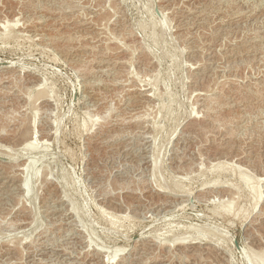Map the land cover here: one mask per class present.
<instances>
[{"label":"rangeland","instance_id":"rangeland-1","mask_svg":"<svg viewBox=\"0 0 264 264\" xmlns=\"http://www.w3.org/2000/svg\"><path fill=\"white\" fill-rule=\"evenodd\" d=\"M58 1L0 0V264H263L264 0Z\"/></svg>","mask_w":264,"mask_h":264},{"label":"bare ground","instance_id":"bare-ground-1","mask_svg":"<svg viewBox=\"0 0 264 264\" xmlns=\"http://www.w3.org/2000/svg\"><path fill=\"white\" fill-rule=\"evenodd\" d=\"M65 1V0H64ZM107 1V0H106ZM221 1H223V0H221ZM232 1V0H231ZM39 2V1H38ZM46 2V1H45ZM57 2H59L58 0H57ZM102 2V1H101ZM113 3L112 4H114V0L112 1ZM199 2V1H198ZM217 2H220V0H217ZM223 2H225V1H223ZM226 2H228V1H226ZM55 3V2H54ZM59 3H61V2H59ZM63 3V2H62ZM111 3V2H110ZM117 2H115V4H116ZM230 3V2H229ZM33 4V3H32ZM53 4V3H52ZM75 4V3H74ZM111 4V5H112ZM221 4V3H220ZM59 5V4H58ZM62 5V4H61ZM71 5V4H70ZM69 5V7H71ZM83 5V4H82ZM118 5V4H117ZM196 5V4H195ZM208 5V4H207ZM216 5H218V4H216ZM222 5V4H221ZM230 5V4H229ZM229 5H227V6H229ZM30 6V5H29ZM33 6V5H32ZM46 6V5H45ZM63 6V5H62ZM61 6V7H62ZM73 6V5H72ZM88 6V5H87ZM101 6V5H100ZM191 6V5H190ZM203 7H204V5H202ZM231 6V5H230ZM36 7V6H35ZM44 7V6H43ZM54 7V6H53ZM60 7V8H61ZM63 7H65V6H63ZM68 7V6H67ZM66 7V8H67ZM74 7V6H73ZM73 7H72V9H73ZM113 7H115V5H113ZM224 7V6H223ZM232 7V6H231ZM42 8V7H41ZM46 8H48V7H46ZM51 8V7H50ZM77 8V7H76ZM79 8V7H78ZM98 8H99V5H98ZM116 8V7H115ZM174 8V7H173ZM221 8V7H220ZM27 9V8H26ZM36 9V8H35ZM57 9H59V7L57 8ZM62 9H64V8H62ZM71 9V8H70ZM75 9V8H74ZM117 9V8H116ZM189 9V8H188ZM43 10V9H42ZM53 10V9H52ZM61 10V9H60ZM59 10V11H60ZM191 10V9H190ZM212 10V9H211ZM217 10H219L218 8H217ZM223 10V9H222ZM228 10H229V8H228ZM233 10L234 9H231V12H233ZM235 10H237V9H235ZM45 11V10H44ZM81 11V10H80ZM86 11V10H85ZM177 11V10H176ZM203 11V10H202ZM55 12V11H54ZM61 12H62V10H61ZM65 12V11H64ZM75 12V11H74ZM103 12V11H102ZM201 12V11H200ZM206 12V11H205ZM43 13V12H42ZM55 14V13H54ZM66 14V13H65ZM197 14V13H196ZM228 14V13H227ZM242 14V13H241ZM63 15V14H62ZM89 15V14H88ZM189 15V14H188ZM235 15V14H234ZM51 16V15H50ZM65 16V15H64ZM74 16V15H73ZM63 17V16H62ZM30 18V17H29ZM60 18V17H59ZM72 18V17H71ZM16 19V18H15ZM62 19V18H61ZM65 19H66V17H65ZM82 19V18H81ZM90 19V18H89ZM102 19V18H101ZM122 19V18H121ZM40 20V19H39ZM76 20H78V22H79V19H76ZM83 20V19H82ZM125 20V19H124ZM16 21V20H15ZM81 21V20H80ZM88 21H90V20H88ZM109 21V20H108ZM11 22V21H10ZM27 22V21H26ZM122 22V21H121ZM124 22V21H123ZM161 22H162V20H161ZM161 22H159V23H161ZM18 23V22H17ZM16 22H15V24H17ZM82 23V22H81ZM84 23V22H83ZM87 23V22H86ZM93 23V22H92ZM95 23H97L96 21H95ZM11 25L13 24L12 22L10 23ZM9 24V21H3V23L1 24L0 23V27L1 28H3V29H5V31H7L8 30V28H10V25ZM21 24V23H20ZM99 24V23H98ZM103 24V23H102ZM120 25V24H119ZM13 26H14V24H13ZM17 26V25H16ZM99 26H100V24H99ZM122 26H123V24H122ZM121 26V27H122ZM262 26V25H261ZM73 27V26H72ZM89 27H92V26H88V28ZM105 27V26H104ZM119 27V26H118ZM120 27V28H121ZM71 28V27H70ZM75 28V27H74ZM78 28V27H77ZM95 28V27H94ZM97 28V27H96ZM124 28V27H123ZM123 28H121L120 29V31H119V36H120V32H122L121 30L123 29ZM16 29V28H15ZM91 29V28H90ZM90 29H88V30H90ZM111 29V28H110ZM110 29H109V31H110ZM11 30V29H10ZM31 30V29H30ZM72 30V29H71ZM102 30H104L103 28H102ZM101 30V31H102ZM114 31L116 30V28H114L113 29ZM25 31V30H24ZM87 31V30H86ZM14 31H12V33H13ZM74 32H75V30H74ZM91 32V31H90ZM9 34V35H12V33L11 32H9V30L6 32V34ZM11 33V34H10ZM65 33V32H64ZM73 33V32H72ZM101 33V32H100ZM108 33V32H107ZM3 34H4V32H3ZM7 34V35H8ZM66 34H67V32H66ZM78 34V33H77ZM114 34V33H113ZM5 35V34H4ZM6 35V36H7ZM34 35V34H33ZM61 35V34H60ZM87 35H89V34H87ZM93 35V34H92ZM105 35V34H104ZM116 35H117V33H116ZM264 35V34H263ZM64 36V35H63ZM68 36H70V32H69V35ZM115 36V35H114ZM118 36V35H117ZM252 36V35H251ZM255 36V35H254ZM5 37V36H4ZM11 37V36H10ZM60 37V36H59ZM62 37V36H61ZM65 37H66V35H65ZM71 37H73V36H71ZM75 37V36H74ZM81 37V36H80ZM79 37V38H80ZM87 37V36H86ZM96 37H97V35H96ZM95 37V38H96ZM36 38V37H35ZM69 38V37H68ZM67 38V39H68ZM77 38V37H76ZM90 38V37H89ZM88 38V39H89ZM109 38V37H108ZM112 38V37H111ZM118 39L120 38V37H117ZM116 38V39H117ZM234 38V37H233ZM61 39V38H60ZM69 39H71V38H69ZM81 39V38H80ZM79 39V40H80ZM106 39V38H105ZM62 40V39H61ZM115 40V39H114ZM120 40V39H119ZM124 40V39H123ZM245 40V39H244ZM252 40H255V39H252ZM262 40H263V38H262ZM47 41V40H46ZM68 41V40H67ZM82 41V40H81ZM66 42V41H65ZM74 42V41H73ZM94 42V41H93ZM109 42V41H108ZM250 42V41H249ZM53 43V42H52ZM55 43V42H54ZM82 43V42H81ZM88 43V42H87ZM106 43V42H105ZM117 43V42H116ZM202 43V42H201ZM223 43V42H222ZM253 43V42H252ZM66 44V43H65ZM95 44H96V42H95ZM129 44H131V43H129ZM135 44H136V42H135ZM255 44V43H254ZM93 45V44H92ZM97 45V44H96ZM105 45V44H104ZM111 45V44H110ZM123 45V44H122ZM216 45V44H215ZM252 45V44H251ZM71 46V45H70ZM87 46V45H86ZM240 46H242L241 44H236V43H234V45H232L231 46V48L236 52H238V50L240 49ZM66 47V46H65ZM68 47H69V45H68ZM75 47V46H74ZM83 47V46H82ZM92 47V46H91ZM116 47V46H115ZM122 47V46H121ZM200 47V46H199ZM79 48V47H78ZM94 48V47H93ZM100 48V47H99ZM114 48V47H113ZM132 48V47H131ZM201 48V47H200ZM230 48V49H231ZM245 48V47H244ZM257 48V47H256ZM70 49V48H69ZM68 50V49H67ZM96 50V49H95ZM95 50H93V51H95ZM214 50V49H213ZM240 50H242V49H240ZM247 50V49H246ZM246 50H244V51H246ZM104 51H106V49H104ZM126 51H128V50H126ZM249 51V50H248ZM101 52V51H100ZM113 52V51H112ZM230 52V51H229ZM107 53H108V51H107ZM120 53V52H119ZM215 53V52H214ZM223 53V52H222ZM231 53V52H230ZM86 54V53H85ZM92 54V53H91ZM103 55H104V53H102ZM115 54V53H114ZM144 54V53H143ZM240 54V53H239ZM238 54V55H239ZM94 55H96V54H94ZM98 55V54H97ZM100 55V54H99ZM119 55V54H118ZM91 56V55H90ZM115 56H116V54H115ZM114 56V57H115ZM100 59L102 58V56L101 57H99ZM139 58V57H138ZM91 59V58H90ZM99 59V60H100ZM114 59V58H113ZM119 59V58H118ZM117 59V60H118ZM125 59V58H124ZM123 59V60H124ZM147 59V58H146ZM97 60V59H96ZM115 60V59H114ZM120 61H121V58L119 59ZM118 60V61H119ZM95 61V60H94ZM93 61V62H94ZM103 61H105V62H109V63H111V61L112 60H107L106 58H103L100 62H103ZM116 61V60H115ZM119 61V62H120ZM204 61V60H203ZM87 62H89L88 60H87ZM86 62V63H87ZM92 62V61H91ZM113 62V61H112ZM124 62V61H123ZM122 62V63H123ZM218 62V61H217ZM10 63H13V62H10ZM96 63V62H95ZM104 63V62H103ZM116 63V62H115ZM115 63L113 64L114 66H115ZM118 63V62H117ZM130 63V62H129ZM145 64V63H144ZM81 65V64H80ZM108 65V64H107ZM212 65V64H211ZM110 67H108L107 66V69L108 68H113V66H111V65H109ZM8 67H12V65L11 66H7V68ZM92 68V67H91ZM102 68V67H101ZM211 68V67H210ZM215 69V68H214ZM89 70V69H88ZM105 70V69H104ZM113 70V69H112ZM115 70V69H114ZM116 71H118V70H116ZM129 71V70H128ZM133 71V70H132ZM89 72V71H88ZM120 72V71H119ZM214 72V71H213ZM90 73V72H89ZM136 73V72H135ZM14 74V73H13ZM129 75H131V74H129ZM31 76H33V75H31ZM122 76V75H121ZM140 76V75H139ZM115 77V76H114ZM117 77V76H116ZM35 78V77H34ZM33 79V78H32ZM100 79V78H99ZM120 79V78H119ZM122 79V78H121ZM31 80V79H30ZM98 80V79H97ZM114 80H118L117 78L116 79H114ZM113 80V82H115ZM123 80V79H122ZM138 80V79H137ZM35 81V80H34ZM96 82V81H95ZM130 82V81H129ZM155 82V81H154ZM154 82H152V83H154ZM262 82H264V81H262ZM88 83V82H87ZM91 83V82H90ZM116 83V82H115ZM42 84H43V81H42ZM40 82H38V83H36V85L38 86V87H40V88H38L39 90H38V92L36 93V97H37V99H39V101H40V98H44V97H46L47 95H46V91H45V88H43V85H42ZM94 84V83H93ZM117 84V83H116ZM105 85V84H104ZM221 85V84H220ZM261 85V84H260ZM264 85V84H263ZM45 86V85H44ZM92 86V85H91ZM258 87V86H257ZM96 88V87H95ZM222 88V87H221ZM220 88V89H221ZM246 88H247V86H246ZM249 88V87H248ZM8 89V88H7ZM19 89V88H18ZM27 89V88H26ZM30 89V88H29ZM32 89V88H31ZM205 89V88H204ZM216 89V88H215ZM219 89V90H220ZM262 89V88H261ZM3 90H4V88H3ZM129 90V89H128ZM194 90V89H193ZM199 90V89H198ZM212 90H214V89H212ZM250 90H252V88L250 89ZM255 90V89H254ZM7 91V90H6ZM17 91V90H16ZM98 91V90H97ZM204 91V90H203ZM202 91V92H203ZM233 91H234V89H233ZM243 91V90H242ZM248 91V90H247ZM255 91H257V89L255 90ZM19 92V91H18ZM17 92V93H18ZM24 92H27V91H24ZM29 92V91H28ZM152 92V91H151ZM209 92V91H208ZM207 92V93H208ZM261 92V91H260ZM263 92V91H262ZM23 93V92H22ZM253 93H255V92H253ZM259 93V92H258ZM9 94V93H8ZM15 94V93H14ZM19 94V93H18ZM27 94V93H26ZM143 94V93H142ZM202 94V93H201ZM206 94V93H205ZM220 94V93H219ZM232 94V93H231ZM251 94H252V92H251ZM49 95H51L50 93H49ZM92 95V94H91ZM147 96H149V93L148 94H146ZM160 95H161V93H160ZM221 95V94H220ZM227 95V94H226ZM243 95V94H242ZM259 95H261V94H259ZM258 95V96H259ZM52 96V95H51ZM214 96V95H213ZM234 96V95H233ZM246 96V95H245ZM255 96H256V94H255ZM28 97L29 98H32L33 96H32V92L30 91L29 93H28ZM35 97V96H34ZM94 97V96H93ZM99 97V96H98ZM205 97H207V96H204V98ZM209 97H210V95H208V98L207 99H209ZM222 97V96H221ZM237 97V96H236ZM235 97V98H236ZM264 97V96H263ZM8 98V97H7ZM131 98V97H130ZM138 98V97H137ZM211 98H212V96H211ZM215 98H217V97H215ZM36 99V100H37ZM136 99V98H135ZM213 99V98H212ZM239 99V98H238ZM32 100V99H31ZM34 100V99H33ZM132 100V99H131ZM25 101V100H24ZM136 101V100H135ZM212 101V100H211ZM217 101V100H216ZM244 101V100H243ZM31 102H33V101H31ZM42 102V101H41ZM227 102V101H226ZM237 102V101H236ZM37 103H38V101H37ZM37 103H35V104H37ZM218 103V102H217ZM220 103V102H219ZM232 103V102H231ZM230 103V104H231ZM48 104V103H47ZM96 104V103H95ZM165 104V103H164ZM202 104V103H201ZM216 103H214L213 105H215ZM221 104V103H220ZM229 104V105H230ZM233 104V103H232ZM205 105V104H204ZM223 105H224V103H223ZM222 105V106H223ZM36 106V105H35ZM38 106V105H37ZM209 106V105H208ZM220 106V105H219ZM226 106V105H225ZM27 107V106H26ZM217 107V106H216ZM164 108V107H163ZM260 108V107H259ZM37 109V108H36ZM38 109H39V107H38ZM96 109V108H95ZM111 109V108H110ZM206 109H210V108H206ZM212 109H214V108H212ZM43 110H44V108H43ZM47 110V109H46ZM198 110V109H197ZM207 111V110H206ZM206 111H205V113H206ZM208 111H210V110H208ZM250 111V110H249ZM36 112V111H35ZM204 111H202V113H203ZM215 112V111H214ZM107 113H108V111H107ZM251 113V112H250ZM37 114V113H36ZM97 114V113H96ZM119 114V113H118ZM233 114V113H232ZM247 114V113H246ZM249 114V113H248ZM247 114V115H248ZM202 115V114H201ZM211 115V114H210ZM261 115V114H260ZM93 116V115H92ZM119 116V115H118ZM138 116V115H137ZM140 116V115H139ZM188 116V115H187ZM203 116H205V114L203 115ZM218 116V115H217ZM221 116V115H220ZM117 117V116H116ZM195 117V116H194ZM208 117V116H207ZM210 117V116H209ZM248 117V116H247ZM94 118V117H93ZM97 117L95 116V119H96ZM100 118H102V117H100ZM261 118V117H260ZM49 119V118H48ZM129 119H130V117H129ZM146 119V118H145ZM214 119V118H213ZM219 119V118H218ZM215 120H216V118H215ZM264 120V119H263ZM95 121V120H94ZM218 121V120H217ZM227 121V120H226ZM225 121V122H226ZM208 122V121H207ZM210 122V121H209ZM215 122V121H214ZM217 123V122H216ZM257 123V122H256ZM263 123V122H262ZM48 124V123H47ZM136 124V123H135ZM190 124V123H189ZM218 124H220V123H218ZM217 124V125H218ZM225 125V124H224ZM228 125V124H227ZM237 125V124H236ZM255 125V124H254ZM259 125V124H258ZM144 127V126H143ZM217 127V126H216ZM194 128V127H193ZM214 128V127H213ZM227 128V127H226ZM143 129V128H142ZM178 129V128H177ZM230 129V128H229ZM237 129V128H236ZM254 129V128H253ZM28 130V129H27ZM25 131V134H27L28 133V131ZM49 130V129H48ZM90 130V129H89ZM215 130V129H214ZM218 130V129H217ZM231 130H233V129H231ZM51 131V130H50ZM235 131V130H234ZM245 131V130H244ZM128 132V131H127ZM152 132V131H151ZM54 133V132H53ZM150 133V132H149ZM225 133H226V131H225ZM224 133V134H225ZM24 134V135H25ZM29 134V133H28ZM151 134V133H150ZM100 135V134H99ZM226 135V134H225ZM29 136V135H28ZM35 136V135H34ZM107 136V135H106ZM145 136V135H144ZM147 136V135H146ZM214 137V136H213ZM250 137V136H249ZM220 140V139H219ZM45 142H46V140H45ZM94 142V141H93ZM5 143V142H4ZM22 143H24V145H23V148H24V150H27V152H31L32 150H33V147H34V145H35V143H36V141H35V138L32 136V138H29L28 140H26V141H24V142H22ZM1 145V144H0ZM214 145V144H213ZM226 145V144H225ZM161 146V145H160ZM218 146V145H217ZM5 148V147H4ZM145 148V147H144ZM228 148V147H227ZM7 149V148H6ZM148 149V148H147ZM157 149V148H156ZM6 151V150H5ZM22 151V150H21ZM33 152V151H32ZM8 153V152H7ZM13 154V153H12ZM15 154V153H14ZM8 155V154H7ZM9 157V156H8ZM152 158V157H151ZM162 158V157H161ZM157 159H158V157H157ZM16 160V159H15ZM154 160V159H153ZM181 160V159H180ZM158 161V160H157ZM252 162V161H251ZM3 163V162H2ZM13 163V162H12ZM160 163V162H159ZM157 164V163H156ZM15 165V164H14ZM34 165H35V160L34 159H28L26 162H23L20 166H21V174H22V177H21V174H20V177H21V179H20V181H21V184H19V189H22L23 191H24V194H25V192L29 195L30 193H32V191H34V190H32L33 188H32V178H33V176H35V175H39L38 174V172L36 173L33 169H34ZM160 166V165H159ZM249 168V167H248ZM4 169V168H3ZM2 170V169H1ZM0 170V171H1ZM36 170H38V169H36ZM40 170V169H39ZM93 170V169H92ZM210 171V170H209ZM6 173H8V172H6ZM4 174V173H3ZM14 174V173H13ZM154 174V173H153ZM152 174V175H153ZM17 176H18V174H16ZM16 175L14 176V177H16ZM19 177V176H18ZM11 178V177H10ZM46 178V177H45ZM34 179H36V176H35V178ZM162 179V178H161ZM11 180V179H10ZM259 180V179H258ZM35 181V180H34ZM64 181V180H63ZM163 181V180H162ZM161 181V182H162ZM245 181H246V184H248L249 183V179L247 178V179H245ZM178 182V181H177ZM176 182V183H177ZM175 183V184H176ZM250 183L251 184H253L251 181H250ZM250 183L248 184V186L250 185ZM6 185V184H5ZM34 185H35V183H34ZM64 185H65V182H64ZM260 185V184H259ZM18 186V185H17ZM167 186V185H166ZM174 186H177V185H174ZM180 186V185H179ZM13 187V186H12ZM159 187V186H158ZM223 187V186H222ZM261 187V186H260ZM11 188V187H10ZM35 188V187H34ZM229 188V187H228ZM248 188H250V187H248ZM170 189V188H169ZM214 189V188H213ZM8 190V189H7ZM177 190V189H176ZM261 190V189H260ZM174 191H175V189H174ZM230 191V190H229ZM229 191L228 190H224V193H226V194H228V196L230 195V193H229ZM172 192V191H171ZM215 192V191H214ZM223 192V191H222ZM222 192H220V193H222ZM235 193V195H234V197H233V195H230L231 196V198H232V200H233V198H235V196H236V194H239V193H236V191H234ZM237 192H239V191H237ZM233 193V192H232ZM260 193H263V192H260L259 191V186L257 185V186H252V198L257 202L259 199H260V195H262V194H260ZM27 194H26V196H27ZM49 194V193H48ZM62 194V193H61ZM187 194V193H186ZM210 194V193H209ZM16 195V194H15ZM52 195H53V193H52ZM25 196V195H24ZM30 196H31V194H30ZM208 196V195H207ZM248 196V195H247ZM249 196H250V194H249ZM214 197V196H213ZM223 197V196H222ZM34 198V197H33ZM230 198V199H231ZM223 200V199H222ZM55 201V200H54ZM61 201V200H60ZM163 201V200H162ZM178 202V201H177ZM231 204V203H230ZM230 204H228L229 206L227 207V208H225V205H224V210L228 213V214H230L231 212H233V207L230 205ZM59 208H61V207H59ZM58 209V208H57ZM54 210V209H53ZM64 210V209H63ZM71 212V211H70ZM78 211H76L75 212V214L77 213ZM61 213V212H60ZM23 215V214H22ZM36 215V214H35ZM58 215V214H57ZM77 215V214H76ZM32 216H34V215H32ZM47 216V215H46ZM23 217V216H22ZM34 217H36V216H34ZM33 217V218H34ZM43 217V216H42ZM50 217V216H49ZM60 217V216H59ZM123 217H125V216H123ZM35 219V221L37 220L36 218H34ZM39 219V218H38ZM109 219H111V218H109ZM133 219V218H132ZM47 220V219H46ZM49 220V219H48ZM254 220V219H253ZM29 221V220H28ZM31 221V220H30ZM44 221V220H43ZM33 222V221H32ZM75 222V221H74ZM12 223V222H11ZM14 223V222H13ZM49 223V222H48ZM58 223V222H57ZM71 223V222H70ZM8 224V223H7ZM34 224V223H33ZM44 224V223H43ZM251 225V224H250ZM64 227V226H63ZM252 227V226H251ZM39 228V227H38ZM195 228V227H194ZM193 228V229H194ZM57 229V228H56ZM254 229V228H253ZM49 230V229H48ZM60 230V229H59ZM198 230V229H197ZM196 230V231H197ZM201 230V229H200ZM195 231V232H196ZM209 231V230H208ZM211 231V230H210ZM174 233V232H173ZM172 233V234H173ZM92 234V233H91ZM90 234V235H91ZM171 234V235H172ZM207 235V234H206ZM260 235V234H259ZM92 236V235H91ZM178 236V235H177ZM183 236L184 237H186L187 238V236L186 235H184L183 234ZM214 236V235H213ZM216 236V235H215ZM66 238V237H65ZM76 238V237H75ZM92 238V241H93V239H95V238H93V236L91 237ZM180 238V237H179ZM83 240V239H82ZM155 240V239H154ZM158 240V239H157ZM167 240V239H166ZM179 240V239H178ZM177 240V241H178ZM186 240V239H185ZM24 241V240H23ZM70 241V240H69ZM163 241V240H162ZM176 240H173V245H174V242H175ZM176 241V242H177ZM181 241H183L182 239H181ZM184 242V241H183ZM197 242H198V240H197ZM205 242V241H204ZM47 243V242H46ZM170 243V245H171V242H169ZM178 243V242H177ZM182 243V242H181ZM189 243V242H188ZM195 243V242H194ZM208 243H211V244H213L211 241H208ZM22 244V243H21ZM180 244V243H179ZM198 244V243H197ZM201 244V243H200ZM34 245V244H33ZM57 245V244H56ZM160 245H161V243H160ZM164 245V244H163ZM36 246V245H35ZM168 246V245H167ZM188 246V245H187ZM186 246V247H187ZM197 246H199V245H197ZM206 246V245H205ZM209 246V245H208ZM67 247V246H66ZM154 247V246H153ZM207 247V246H206ZM2 248V247H1ZM31 248V247H30ZM76 248V247H75ZM101 248V247H100ZM171 248V247H170ZM199 248V247H198ZM262 248H264V247H262ZM70 249V248H69ZM80 249H81V247H80ZM149 249V248H148ZM29 250V249H28ZM36 250V249H35ZM82 250H84V249H82ZM100 250V249H99ZM21 251V250H20ZM34 251V250H33ZM80 251V250H79ZM204 251V250H203ZM207 251V250H206ZM264 251V250H263ZM263 251H261V252H263ZM2 252V251H1ZM28 252V251H27ZM51 252V251H50ZM63 252V251H62ZM154 252V251H153ZM152 252V253H153ZM212 252V251H211ZM251 252V251H250ZM260 252V251H259ZM261 252L259 253V254H261ZM64 253V252H63ZM176 253H178V252H176ZM218 253V252H217ZM225 253V252H224ZM248 253V252H247ZM253 253V252H252ZM100 254V253H99ZM116 254V253H115ZM115 254H112V255H114L113 256V261L116 259L115 258ZM192 254V253H191ZM197 254V253H196ZM209 254V253H208ZM249 254V253H248ZM254 254V253H253ZM252 254V255H253ZM259 254H257V255H259ZM264 254V253H263ZM77 256V255H76ZM94 256V255H93ZM99 256V255H98ZM167 256V255H166ZM259 256H261V255H259ZM263 256V255H262ZM125 257V256H124ZM251 258L253 257V256H250ZM258 257V256H257ZM264 257V256H263ZM259 258V257H258ZM29 259V258H28ZM48 259V258H47ZM118 259V258H117ZM263 258L261 257V259L259 258V260H262ZM3 260V259H2ZM41 260V259H40ZM39 260V261H40ZM111 260H112V258H111ZM123 260V259H122ZM132 260V259H131ZM150 260V259H149ZM196 260V259H195ZM72 261V260H71ZM88 261V260H87ZM98 261V260H97ZM147 261V260H146ZM24 262V261H23ZM93 262V261H92ZM130 262V261H129ZM128 262V263H129ZM133 262V261H132ZM193 262V261H192ZM253 262H254V260H253ZM263 262H264V259H263ZM8 263V262H7ZM29 263V262H28ZM49 263V262H48ZM131 263V262H130ZM252 263V262H251ZM255 263V262H254ZM92 264V263H91ZM195 264H197V263H195ZM261 264V263H260ZM264 264V263H263Z\"/></svg>","mask_w":264,"mask_h":264}]
</instances>
